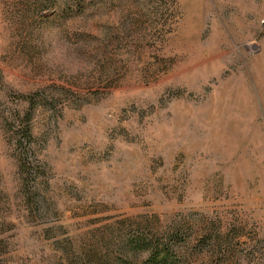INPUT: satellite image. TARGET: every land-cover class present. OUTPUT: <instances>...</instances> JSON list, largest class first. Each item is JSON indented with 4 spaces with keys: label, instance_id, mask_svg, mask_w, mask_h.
Instances as JSON below:
<instances>
[{
    "label": "rangeland",
    "instance_id": "rangeland-1",
    "mask_svg": "<svg viewBox=\"0 0 264 264\" xmlns=\"http://www.w3.org/2000/svg\"><path fill=\"white\" fill-rule=\"evenodd\" d=\"M0 264H264V0H0Z\"/></svg>",
    "mask_w": 264,
    "mask_h": 264
}]
</instances>
